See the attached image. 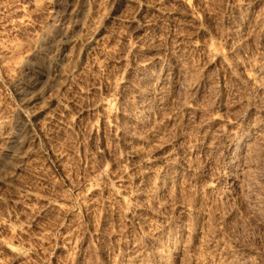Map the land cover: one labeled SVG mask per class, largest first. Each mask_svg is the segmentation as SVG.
<instances>
[{
  "label": "rangeland",
  "instance_id": "1",
  "mask_svg": "<svg viewBox=\"0 0 264 264\" xmlns=\"http://www.w3.org/2000/svg\"><path fill=\"white\" fill-rule=\"evenodd\" d=\"M263 68L264 0H0V264H264Z\"/></svg>",
  "mask_w": 264,
  "mask_h": 264
},
{
  "label": "bare ground",
  "instance_id": "2",
  "mask_svg": "<svg viewBox=\"0 0 264 264\" xmlns=\"http://www.w3.org/2000/svg\"><path fill=\"white\" fill-rule=\"evenodd\" d=\"M15 11L18 12V10H16V9H15ZM15 13H16V12H15ZM16 22H18V24H19L20 26H22V27L24 26L23 22H22L20 19H17ZM1 24L3 25L4 23H1ZM2 25H1V26H2ZM5 25H6V24H5ZM7 25H8V24H7ZM3 26H4V25H3ZM263 74H264V68L261 69V70H259L258 73H257V75H258L259 78H263V77H264ZM143 110H144V109H143ZM144 111H145V110H144ZM142 113H143V112H142ZM4 124H5V123H4ZM0 125H2V123H0Z\"/></svg>",
  "mask_w": 264,
  "mask_h": 264
}]
</instances>
